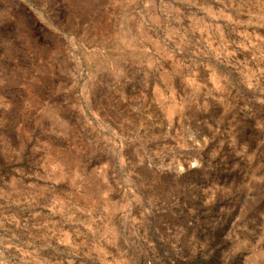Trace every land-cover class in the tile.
<instances>
[{
    "label": "rangeland",
    "instance_id": "374dc122",
    "mask_svg": "<svg viewBox=\"0 0 264 264\" xmlns=\"http://www.w3.org/2000/svg\"><path fill=\"white\" fill-rule=\"evenodd\" d=\"M0 264H264V0H0Z\"/></svg>",
    "mask_w": 264,
    "mask_h": 264
}]
</instances>
